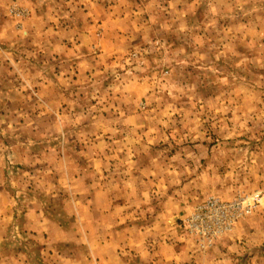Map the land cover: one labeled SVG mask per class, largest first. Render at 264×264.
<instances>
[{
	"label": "rangeland",
	"instance_id": "rangeland-1",
	"mask_svg": "<svg viewBox=\"0 0 264 264\" xmlns=\"http://www.w3.org/2000/svg\"><path fill=\"white\" fill-rule=\"evenodd\" d=\"M0 40L18 42L0 64L16 219L83 218L69 187L96 216L136 188L139 222L169 200L199 252L233 234L238 264H264V0H0ZM208 198L249 211L202 250L185 222Z\"/></svg>",
	"mask_w": 264,
	"mask_h": 264
},
{
	"label": "crops",
	"instance_id": "crops-1",
	"mask_svg": "<svg viewBox=\"0 0 264 264\" xmlns=\"http://www.w3.org/2000/svg\"><path fill=\"white\" fill-rule=\"evenodd\" d=\"M16 43L0 42V64L12 61ZM67 190V209L71 205L85 206L83 218L66 213L67 222L62 223L56 216L44 215L36 202L22 210L18 221L12 212L17 200L5 185L0 186V264H238L239 250L233 234L199 252L172 225L175 216L167 211L169 200L159 201L163 209L141 223V217L133 210L140 206L136 188L131 189L129 200L116 202L117 205L108 206L99 194L98 216L93 213L96 201L87 198L89 188H82L81 192L72 187Z\"/></svg>",
	"mask_w": 264,
	"mask_h": 264
},
{
	"label": "built area",
	"instance_id": "built-area-1",
	"mask_svg": "<svg viewBox=\"0 0 264 264\" xmlns=\"http://www.w3.org/2000/svg\"><path fill=\"white\" fill-rule=\"evenodd\" d=\"M249 211L243 199L233 202H221L208 198L196 206L185 222V228L202 250L209 247L212 241L228 232L234 222Z\"/></svg>",
	"mask_w": 264,
	"mask_h": 264
}]
</instances>
